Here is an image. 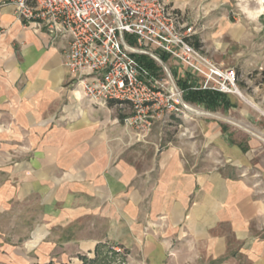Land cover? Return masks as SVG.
<instances>
[{"label": "crops", "instance_id": "1", "mask_svg": "<svg viewBox=\"0 0 264 264\" xmlns=\"http://www.w3.org/2000/svg\"><path fill=\"white\" fill-rule=\"evenodd\" d=\"M219 1L163 0L186 25L191 13L194 20L202 7L207 15ZM10 2L0 0V164L22 168L20 196L43 203L47 226L80 223L86 232L101 231L83 241L88 253L109 243L134 252L140 264H264V169L236 178L187 172L178 152L168 149L140 190L137 172L107 142L105 105L127 106L86 99L64 65L65 42L19 19ZM149 61L182 89L196 84L167 57L162 66ZM173 70L194 81H181L178 72L175 78ZM232 97L225 96L226 110L235 108ZM184 102L195 109L187 116L200 114L198 104L185 96ZM255 145L249 140L241 147L242 171Z\"/></svg>", "mask_w": 264, "mask_h": 264}, {"label": "rangeland", "instance_id": "2", "mask_svg": "<svg viewBox=\"0 0 264 264\" xmlns=\"http://www.w3.org/2000/svg\"><path fill=\"white\" fill-rule=\"evenodd\" d=\"M199 10L198 17L192 20L191 13L188 20L194 32L192 41L213 62L236 71L242 97L231 98L235 108L198 105L197 116H170L142 133L126 126L131 115L128 106L106 104L107 142L115 145V155L137 172L140 190L149 185V168L168 149L178 152L187 172L219 171L236 178L264 169V143L260 140L264 129V0H220L207 8V15H202L205 8ZM176 72L181 81H194L184 71L173 70L174 77ZM63 85L68 86L67 82ZM249 140L257 145L248 155L250 165L245 172L241 147ZM10 154L18 159L16 153ZM2 158L0 150V162ZM21 169L0 164V264H84V258L89 260L86 264H94L91 260L96 257L95 264H140L134 252L109 243L96 254L98 245L88 253L83 241L97 234L101 237V231L86 232L80 223L49 228L43 203L33 195L20 196L17 172Z\"/></svg>", "mask_w": 264, "mask_h": 264}, {"label": "built area", "instance_id": "3", "mask_svg": "<svg viewBox=\"0 0 264 264\" xmlns=\"http://www.w3.org/2000/svg\"><path fill=\"white\" fill-rule=\"evenodd\" d=\"M16 16L62 39L64 65L95 104L128 106L126 126L148 132L170 116L194 113L185 90L140 59L162 66L167 57L197 78L191 88L240 96L233 68L213 62L194 45L193 28L163 0H11Z\"/></svg>", "mask_w": 264, "mask_h": 264}, {"label": "trees", "instance_id": "4", "mask_svg": "<svg viewBox=\"0 0 264 264\" xmlns=\"http://www.w3.org/2000/svg\"><path fill=\"white\" fill-rule=\"evenodd\" d=\"M144 64H146L149 68H153V64L147 60L146 58L142 57L140 59ZM183 89L185 90V100L191 103H195L198 105H203L207 108H215V107H222L224 110L228 109L231 107L230 103L228 100L225 99L224 95L218 94V93H213V92H208V91H193L190 90V86H187L186 83L182 85ZM107 244H100L96 247L95 249V254L98 251V248L100 247H106ZM116 248V246H113ZM116 251V250H115ZM119 252H113V254H118ZM84 264L87 262L89 263V260L84 258ZM92 263L95 264L97 262V257L93 260H91Z\"/></svg>", "mask_w": 264, "mask_h": 264}, {"label": "bare ground", "instance_id": "5", "mask_svg": "<svg viewBox=\"0 0 264 264\" xmlns=\"http://www.w3.org/2000/svg\"><path fill=\"white\" fill-rule=\"evenodd\" d=\"M239 97H242V95L240 94V96Z\"/></svg>", "mask_w": 264, "mask_h": 264}]
</instances>
